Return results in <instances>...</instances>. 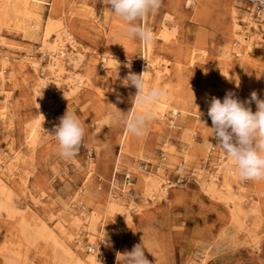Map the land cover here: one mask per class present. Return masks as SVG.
Returning <instances> with one entry per match:
<instances>
[{
	"label": "rangeland",
	"instance_id": "1",
	"mask_svg": "<svg viewBox=\"0 0 264 264\" xmlns=\"http://www.w3.org/2000/svg\"><path fill=\"white\" fill-rule=\"evenodd\" d=\"M55 1L57 3L53 6L54 0H39L38 5L43 10L42 23L51 8L54 9L55 19H62L77 43L74 49L66 42L67 54H76L78 49H83L85 61L95 58L92 81L84 73L89 64L78 68L89 84L78 88L75 94H68L64 101L59 94H54L60 104L53 112V126L59 124V118L68 110L80 118L85 128L82 146L73 159L66 160L58 155V143L46 127H43L36 147L32 148L26 142L27 127L34 122L38 106L33 92L35 73L29 64L21 65V62L25 53L42 57L38 47L43 26L34 38L12 27L2 26L0 29V69L6 56L5 66L13 72V75L5 72L3 82L0 78V105H7L6 118H0V157L8 159L15 151L21 156L19 163L9 170L7 178L13 202L28 203L34 208L25 211L30 222L33 221V210H37L42 217H48L52 212L50 220L56 223V216L62 212L60 204L73 200V193L83 185L89 169L91 176L86 193H83L85 196L98 191L103 178L110 176L124 128L117 110L128 115L137 92L135 87L126 85L125 78L129 71L141 73L147 63L141 42L122 34L124 23L105 9L102 0ZM253 4L251 0H195L193 4H187L186 0H163L159 12L142 21L156 32L152 51L156 70L152 83L165 89L174 98V104L179 98L184 104L186 102L187 114L182 117L167 111L160 128L155 122L150 123L140 144L135 143L133 139L136 137L130 135L132 151L126 156L132 166L123 163L121 171L134 169L135 155L161 162L165 142L169 143L164 152L169 168L160 171L173 177L176 166L184 163V173L191 174L184 183L169 187L166 198L140 202L142 206L136 208L130 221L107 218L104 224L99 222L100 232L94 244L101 250L98 264H118L120 254L130 252L135 245L142 243L151 252H145L150 264H264V179L243 180L239 188L250 205H257L256 211L245 206L244 215L240 216L243 225L249 224L248 231L240 223L232 222L230 206L208 195L196 174L199 167L206 170L204 174L214 172L216 166L213 164L220 162L221 149L216 145L212 122L207 115L211 97L223 100L226 92L233 91L248 99L251 92L256 91L264 99V19L258 18L255 9L252 10V15L259 20L262 39L249 51L236 34L244 32L247 38L256 34V29L246 19ZM233 9L236 12L233 13ZM233 14L241 26L238 32L233 28ZM162 22L172 25L168 39L160 35ZM225 49L229 54L224 52ZM104 54L119 61V69L117 62L110 67L104 65ZM230 57L231 61H241V70L230 72L231 78L224 72ZM48 58L49 55L45 54L43 64ZM65 60L71 65L69 55ZM128 63H131V69L125 67ZM70 65L68 70L74 71ZM67 75V71L61 75L62 85L67 81ZM117 96L122 102L117 101ZM186 151L188 156L183 159ZM0 199L5 196L0 195ZM76 203L72 208L82 209L81 203ZM98 206V199L89 204L92 210H97ZM18 215L14 218L4 212L0 215V264H57L49 243L38 240L29 244L25 241ZM78 235H81L84 250L88 252L86 245L90 241L86 230H80ZM203 257L202 263L200 258Z\"/></svg>",
	"mask_w": 264,
	"mask_h": 264
},
{
	"label": "bare ground",
	"instance_id": "2",
	"mask_svg": "<svg viewBox=\"0 0 264 264\" xmlns=\"http://www.w3.org/2000/svg\"><path fill=\"white\" fill-rule=\"evenodd\" d=\"M171 1L174 2V0ZM259 1L264 4V0H254V4L250 7L251 12H249V14L246 16L248 22L252 23V25L256 29L255 35H250L247 38L244 32H238L241 30V26L236 19V14H233L232 18L234 31L238 32L236 33L238 35V40L241 41L243 45H245V48L248 51L252 48L253 44L260 42V40L262 39L261 28L258 26L259 20L257 17H254L252 15V10L257 9V2ZM194 2L195 0H186L187 4H193ZM55 3L57 2L54 0L53 6ZM38 4L39 0H0V29L2 26L12 27L14 29L21 30L25 35L34 38L35 35L38 34V30L41 29L43 26V32L40 38V45L38 47L43 53L42 57L40 58L33 56L32 54L25 53L21 62V65L25 63L29 64V66L33 69L35 73L33 78V92L37 97L38 112L37 116L34 119V122L29 125V127H27L26 135V142L32 148L36 147V145L40 142L39 139L42 134L43 127L50 129L51 132L54 128L52 123L53 112L55 111L56 107L60 104V101L55 99L54 94H59L61 101H64L65 97L68 94H75L78 88H80L84 84H89V81H87L84 76L85 74H88V80L90 79V81H92L91 74L94 70L93 65L95 60V58H92L90 60L85 61V53L83 49H76V54H67L65 49L66 42H69L74 49L76 48L77 43L75 44L76 40L74 36H72L71 32L67 29L62 19H55L52 13L54 9L52 8L51 13L47 16L43 24V10ZM234 12H236V10L233 9V13ZM169 24L171 25V23ZM170 25H167L162 22V25L160 27V35L164 39H168V37L170 36V33L168 32ZM148 28L152 31L154 36L156 32L152 29L151 26H149ZM141 44L143 46L144 54L146 56V62H148V64L151 66V71L146 74L147 86L159 87L157 83H152L153 71L156 70V60L152 56L153 43L150 45H144L141 42ZM235 50L238 55L241 54L238 48H236ZM224 52L226 54H229L227 53L228 49H225ZM45 54H48L49 58L47 63L43 64L42 58ZM66 55H69V60L70 62H72L71 65L70 63H68L69 61L65 60ZM5 58L6 61H2L3 66L1 65L2 67L0 69L1 82L5 81L6 79V76L4 74L5 72L9 71V75H13V72L10 71L11 69L9 68V66H5V64H7L8 57L5 56ZM227 59L229 61L228 66L230 67L226 66L224 72L229 78H231L232 74H230V72L233 71L238 73L241 70V61H231V57ZM102 61L104 62V65H107L109 67L116 64L115 58L112 55L104 54L102 56ZM87 64H89V67L87 71H84L85 74H82L78 71V68H80L82 65ZM69 65L72 66L74 71L68 70L67 67H69ZM66 71L68 74L67 81L65 85H62L61 75ZM63 86L65 88H68V90L70 91H66ZM2 89H4V85L2 86ZM236 90L239 91V89ZM136 94L137 92L135 93V95ZM236 96L242 101L246 100V98L241 96L239 93H237ZM173 100L174 98H172V96L166 91L165 98H163L156 106V117L152 122L158 124L159 128L161 127L160 124L165 120L164 117L167 111H170L172 115H180L182 117L187 114V107L185 105L186 102L184 104V101L182 102V99L179 98L175 101L176 104H174ZM6 106L7 105L5 103L0 105L1 119L6 118ZM251 108L253 112L256 111V105L254 102L251 104ZM134 109L135 104L133 99V109H131V111ZM131 111L128 115L131 114ZM130 135L131 134L128 133L125 128H123V132L119 136L118 144L121 146V151L119 152V154L116 155L114 162L117 170L122 168L123 163L127 164L130 167L132 166L130 162L128 163L129 158H127L126 156L132 151L129 144ZM133 140L137 144L142 143L141 138L136 137ZM167 144L169 143H163V150L165 152V147L167 146ZM187 152L188 151H186V155L183 159H186V156H188ZM163 155H161V162H153V164H155L156 166V168L153 167V170L147 169V165L143 162L150 161L143 160L140 155L134 156V159L138 160L134 164V169L128 168V170H124H134V176L138 181L136 185L135 183H133V185L131 186L132 190H129V188L127 187L128 185H126L124 189H120L117 184L114 185L115 187L113 189L111 176H109L107 179L103 178L104 182H102V184L98 186V191H95L93 194L85 196L86 194L83 195V193H86L85 191L87 189V182L89 180V177L91 176V169H89L87 172V178H85L83 185L80 186L79 189H76L73 193V200L69 201L68 203L63 201L62 204H60L62 206V212H60L59 215L56 216V223H54L55 221L52 222L50 220L53 217V213L51 211L48 217H42L37 213V210H33V221L30 222L25 211H27L28 208H34H32L28 203L22 205L17 202H13L11 193L9 192V184L7 177L9 170H12V168L17 163H19V159H21V156L18 155V153L15 151L14 154L8 159H3L0 157V195L5 196V199H0V215L4 212V214L8 217L14 218L16 215H18V213H20L18 216L19 218H21L20 225L22 232L21 235H23L22 237L29 244H33L38 240H42L44 242L49 243L53 250L52 255L54 257V261H56L57 264H98V252H100L101 250L96 249L94 244L96 243V238L98 237L97 234L100 232L98 230L99 222L103 221L102 223L104 224L107 218H122L123 220L130 221L132 218H134L133 215L135 211L137 209H140V206H142L140 202H144L148 199H153L154 201L155 199L160 200L166 198L170 186L166 180L167 172H161L160 170H167L169 167L167 168L166 166V164L168 163V161H166L167 154L163 153ZM219 160L220 162L217 161L215 163L217 164V168L214 172H206V174H204L206 170H204L202 167H199V171L196 172L197 178L200 181L202 189L208 195L219 198L223 200L226 205L230 206V219H232V222L234 224L240 223L242 227H244V229L249 231V224L243 225V219L241 220L240 216L241 214L244 215L243 209L245 206H250V209L253 208V211H256L257 205H250V203L247 202L246 198H244V195L240 194L239 188L241 187L243 180H241L238 175L235 174L232 169H230L229 162L222 150L219 155ZM180 165L182 170H184V163H181ZM82 199L85 200V202ZM95 199L99 200V206L97 210H92L89 208V204L94 202ZM139 199L140 201L138 202ZM75 201L81 203L82 209L72 208V204ZM33 206L35 205L33 204ZM82 229H85L86 233L88 234L90 243L86 246L87 248H91V251L86 252L84 250V241L81 235H78V233H80V230ZM103 229L101 231L102 233L104 232ZM74 239L76 243L73 242ZM98 246L100 245L98 244ZM203 256L206 257L205 254ZM204 257L200 258V261L202 263L205 260Z\"/></svg>",
	"mask_w": 264,
	"mask_h": 264
},
{
	"label": "clouds",
	"instance_id": "3",
	"mask_svg": "<svg viewBox=\"0 0 264 264\" xmlns=\"http://www.w3.org/2000/svg\"><path fill=\"white\" fill-rule=\"evenodd\" d=\"M162 3L163 0H102L105 9L124 23L122 34L129 39H138L144 45L152 44L154 36L142 21L149 15L157 14ZM115 61L119 69V61ZM125 67L131 69V63ZM150 71L151 66L147 62L141 73L128 72L126 85L137 90L134 97L135 109L130 115L117 110L126 131L138 138L147 135L149 125L156 117L155 108L166 96L165 89L147 86L146 74ZM117 101L122 102L119 96ZM253 102L256 105L255 112L251 108ZM207 115L212 122L211 129L217 141L216 145L225 154L230 169L244 181L264 179V99L253 91L248 99L242 101L235 92L228 91L223 100L211 97ZM59 121L50 135L58 143V155L71 160L82 146L85 128L80 118L68 110ZM146 251L151 253L143 247V243L137 244L130 252L120 254L117 262L150 264L145 255Z\"/></svg>",
	"mask_w": 264,
	"mask_h": 264
},
{
	"label": "built area",
	"instance_id": "4",
	"mask_svg": "<svg viewBox=\"0 0 264 264\" xmlns=\"http://www.w3.org/2000/svg\"><path fill=\"white\" fill-rule=\"evenodd\" d=\"M254 2V0H251ZM255 15L259 18L261 17L262 19H264V4L262 2H257V9L255 10ZM143 60V59H142ZM169 127L171 128V124L169 125ZM165 151L162 150V155ZM164 157V155H163ZM143 161V160H142ZM146 165H147V169L149 170H153L156 166L153 165L152 162H147V161H143ZM143 163V164H144ZM145 165V166H146ZM214 165V164H213ZM116 166V165H115ZM216 168H217V164H215ZM142 169V168H140ZM189 173H184V170H182L181 165H177L176 169H175V173L173 177H170L169 174H167V182L169 184V186H174V185H178L181 183H184L186 180H188L189 177ZM99 180H101V178L99 177ZM111 181H112V185H113V189H114V185L117 184L119 186V188L124 189V187L126 185H128L127 187L129 188V190H132V185L133 183H135V176L133 171H121V169H118L116 167H114L113 172L111 174ZM76 201L72 204L75 205ZM94 248V247H93ZM89 251H91V248H88Z\"/></svg>",
	"mask_w": 264,
	"mask_h": 264
},
{
	"label": "crops",
	"instance_id": "5",
	"mask_svg": "<svg viewBox=\"0 0 264 264\" xmlns=\"http://www.w3.org/2000/svg\"><path fill=\"white\" fill-rule=\"evenodd\" d=\"M121 151V146L119 145V150H118V153L117 154H119V152ZM161 155H162V153H161ZM160 155V156H161ZM143 159V158H142ZM161 159H162V156H161ZM135 160V162L136 161H138L137 159H134ZM143 160H148V161H150V162H154L152 159H148V158H144ZM115 162V161H114ZM154 166H155V164H153ZM114 167H115V163L113 164V168H112V171H111V174H112V172H113V169H114ZM124 170H128V168H125ZM111 174H110V176H111ZM135 180H137L136 178H135ZM138 181V180H137Z\"/></svg>",
	"mask_w": 264,
	"mask_h": 264
}]
</instances>
